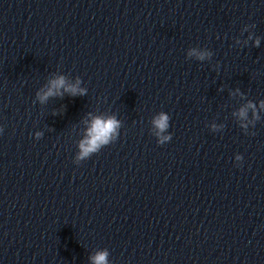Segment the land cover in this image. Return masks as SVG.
<instances>
[{
	"label": "water",
	"instance_id": "95a60500",
	"mask_svg": "<svg viewBox=\"0 0 264 264\" xmlns=\"http://www.w3.org/2000/svg\"><path fill=\"white\" fill-rule=\"evenodd\" d=\"M101 252L264 264V0H0V264Z\"/></svg>",
	"mask_w": 264,
	"mask_h": 264
},
{
	"label": "clouds",
	"instance_id": "9594fccd",
	"mask_svg": "<svg viewBox=\"0 0 264 264\" xmlns=\"http://www.w3.org/2000/svg\"><path fill=\"white\" fill-rule=\"evenodd\" d=\"M258 43L259 42L257 41V44ZM200 58L203 59V54L200 55ZM50 83L51 87H49L47 92L40 97L41 101L46 100L48 96L55 95L59 89L65 85L63 77H59ZM65 90L69 89L65 88ZM70 90L74 95L77 92V89L74 86H71ZM81 94H83V90H81ZM244 114V110L242 109L241 115ZM167 121V115L161 113L159 117L154 120V123L161 131H163L168 126ZM117 126L118 121L113 118H109L107 120H103L99 117L95 118L91 128L89 129L88 139L81 144V158L87 156L90 152L96 151L101 144L107 143ZM165 139H167V137H165ZM106 255V252L98 253L95 257H93L94 264H106Z\"/></svg>",
	"mask_w": 264,
	"mask_h": 264
}]
</instances>
